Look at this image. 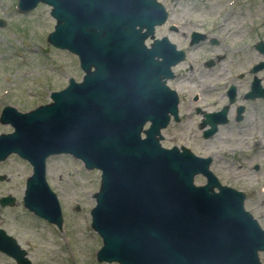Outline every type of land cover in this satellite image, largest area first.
<instances>
[{
    "label": "water",
    "instance_id": "obj_1",
    "mask_svg": "<svg viewBox=\"0 0 264 264\" xmlns=\"http://www.w3.org/2000/svg\"><path fill=\"white\" fill-rule=\"evenodd\" d=\"M41 1L54 6L57 19L48 41L77 53L86 75L82 83L72 79L66 89L53 93L50 105L29 113L10 106L3 111L1 121L16 131L0 136V161L16 152L34 166L25 206L62 227L45 163L49 155L67 152L103 171L93 210V226L105 243L99 260L262 264L264 230L245 210V195L218 183L208 169L210 158L160 146V130L170 114L177 115L178 105L176 92L165 83L173 76L171 67L185 56L167 38L156 40L151 49L144 45L155 26L165 23L164 7L156 0H20V8L31 10ZM257 48L264 52V42ZM257 83L248 98L264 97ZM231 90L233 101L235 87ZM227 111L207 114L204 123L211 128L206 137L227 122ZM149 121L151 127L144 130ZM197 173L209 177L207 186L194 185ZM0 202L13 205L15 200ZM0 250L30 264L2 229Z\"/></svg>",
    "mask_w": 264,
    "mask_h": 264
},
{
    "label": "rangeland",
    "instance_id": "obj_2",
    "mask_svg": "<svg viewBox=\"0 0 264 264\" xmlns=\"http://www.w3.org/2000/svg\"><path fill=\"white\" fill-rule=\"evenodd\" d=\"M160 1L170 17L157 28L156 37L167 36L187 52L186 59L173 67L175 78L167 83L181 102L179 121L162 131V144L211 157L210 169L220 183L246 195L245 210L264 229V98H245L257 78L264 87V67H257L264 55L256 48L264 41V0ZM17 4L18 0H0V21L5 23L0 26V115L5 105L29 112L50 103L51 92L65 88L71 78L81 81L85 74L75 54L48 43L56 24L51 7L41 3L22 12ZM195 33L201 39L191 43ZM231 86L234 101L226 94ZM224 107L228 123L205 137L206 114ZM13 130L0 121V135ZM101 173L71 154L48 158L46 179L64 217L59 230L24 206L33 167L18 155L9 156L0 162V197L11 195L16 203L0 205V228L17 239L32 264H109L97 260L103 241L92 227ZM206 182V176L196 175L195 184ZM260 260L264 264V252ZM0 264L17 263L0 252Z\"/></svg>",
    "mask_w": 264,
    "mask_h": 264
},
{
    "label": "bare ground",
    "instance_id": "obj_3",
    "mask_svg": "<svg viewBox=\"0 0 264 264\" xmlns=\"http://www.w3.org/2000/svg\"><path fill=\"white\" fill-rule=\"evenodd\" d=\"M260 142L262 143V141L260 140Z\"/></svg>",
    "mask_w": 264,
    "mask_h": 264
},
{
    "label": "flooded vegetation",
    "instance_id": "obj_4",
    "mask_svg": "<svg viewBox=\"0 0 264 264\" xmlns=\"http://www.w3.org/2000/svg\"><path fill=\"white\" fill-rule=\"evenodd\" d=\"M246 98V97H245Z\"/></svg>",
    "mask_w": 264,
    "mask_h": 264
}]
</instances>
